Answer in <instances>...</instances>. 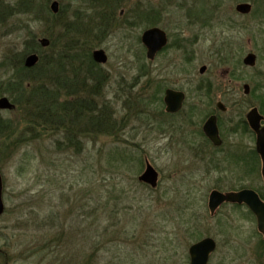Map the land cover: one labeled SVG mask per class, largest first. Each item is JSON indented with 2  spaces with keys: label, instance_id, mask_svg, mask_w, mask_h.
I'll return each mask as SVG.
<instances>
[{
  "label": "rangeland",
  "instance_id": "obj_1",
  "mask_svg": "<svg viewBox=\"0 0 264 264\" xmlns=\"http://www.w3.org/2000/svg\"><path fill=\"white\" fill-rule=\"evenodd\" d=\"M158 1L0 0V96L15 104L0 109V248L9 264H190V246L208 236L217 242L209 264H264V236L242 208L225 205L211 215L213 188L249 185L234 181L237 167L203 149L197 133L219 100L226 119L238 121L253 106L264 113V0L160 1L176 26L170 44L183 32L190 51L169 46L154 60L137 26L126 38L92 35L96 22L117 19L121 10L134 21ZM241 2L253 10L237 12ZM95 49L105 50L106 63L90 61L86 52ZM249 52L255 66L243 63ZM29 53L39 55L31 68L24 65ZM53 62L61 66L52 69ZM36 66L49 73L45 81L29 72L25 92L11 85ZM96 76L105 77L98 89ZM69 82L81 86L72 96L65 94ZM208 82L213 89L203 87ZM167 88L187 96L175 115L165 111ZM88 99L83 118L64 114V103ZM47 112L54 126L39 121ZM98 113L111 131L95 129ZM236 133L240 144H252ZM146 161L160 174L157 188L138 179Z\"/></svg>",
  "mask_w": 264,
  "mask_h": 264
},
{
  "label": "flooded vegetation",
  "instance_id": "obj_2",
  "mask_svg": "<svg viewBox=\"0 0 264 264\" xmlns=\"http://www.w3.org/2000/svg\"><path fill=\"white\" fill-rule=\"evenodd\" d=\"M160 1L162 3L163 2L172 3L176 0H160ZM160 1H158L157 3L151 2L154 5L149 6L151 7L150 9L144 10L143 8H141L139 10L138 18L134 21L131 18L129 19L124 18L123 15L126 13V11L123 10L119 12L120 17L117 19L111 18V20H107V23L105 21H98L96 22L95 28L93 26L94 28L93 30L95 32H92V35L106 39L111 34H114V36L122 34L126 38L128 35L130 36V33H132L134 28L138 27L142 29V32L141 34H139L138 39L142 40V36L145 31L156 28L165 33L167 43L156 54L155 58L161 55L166 50H168L169 46L171 48H178V50L181 49L183 51L185 50V52L186 51L189 52L190 48H189L188 39L183 38V32H179L178 34H175V38L177 37L176 42L173 45L170 44V39L173 38V34L170 32V27L172 26V29L176 30V26L173 24L174 21H172L170 17H165L166 13L165 10L161 7ZM81 23L88 24L87 21ZM245 86H248L247 92ZM203 87L209 88L210 90L213 89L211 82H208V84L206 83V85H204ZM243 88L245 95H248L250 91V84L244 83ZM168 90L183 92L185 94V99L183 100L182 106L178 111L168 112L166 110L165 96ZM1 97H7L10 100L8 96L4 95V96H0V98ZM186 98L187 96L184 91L176 90L175 88H167L165 90L163 97L165 111L168 112V114L170 115L177 114V112L182 110ZM206 99H211V98H206ZM87 101L89 102L90 99H88ZM219 103H221V106H219ZM215 104H216L215 110L211 112L203 122H200L198 128L199 130H197L198 131L197 133L203 139L204 146L202 148L208 151L219 152L222 155V158L220 156V159L226 161V163L229 162L233 166L237 167L238 170L235 169L236 176L233 178V180L234 181L237 180L239 184H248L249 186L240 185V187L238 188H232L226 191H223L222 189L219 188H213L208 196V208H209V198L213 191H219L223 194H227V193H236L243 190H249L255 192L259 197V199L264 202V156L259 152V148H258L259 144L262 142V140H264V138H261V133H264V113L258 107L253 106L245 114V117H243L238 121H235L234 119L223 118L220 115L221 113L227 111V107L225 106V104H223L221 100L217 101ZM253 109H257L258 114L261 117L259 121L258 129H254L253 127L254 121L249 118V112ZM197 110L198 109L195 108L193 111L195 112ZM212 117L215 118L220 144H216L214 140H212L205 131V125L207 121ZM238 129L242 130V132L245 133L244 135L248 136L247 139L249 140V142H252V144L239 143V139L237 136L238 134L236 133ZM232 138H234V140ZM225 205L242 208L244 210L245 215L250 216V218L252 219V223L255 225L256 230L264 236V233L261 231V228L259 227V221L256 213L245 202L224 201L219 205V207L216 209L214 213L210 212L211 215H215L218 212V210ZM2 256L5 259V263L9 264L11 257L7 255V253L3 249L0 248V257Z\"/></svg>",
  "mask_w": 264,
  "mask_h": 264
},
{
  "label": "water",
  "instance_id": "obj_3",
  "mask_svg": "<svg viewBox=\"0 0 264 264\" xmlns=\"http://www.w3.org/2000/svg\"><path fill=\"white\" fill-rule=\"evenodd\" d=\"M59 4L54 1L51 5V9L54 13L58 11ZM236 10L242 14H248L252 10V5L247 2H242L236 5ZM142 42L147 48V57L153 60L156 54L164 47L167 43L166 35L163 31L153 28L144 32L142 36ZM42 44L45 46L48 44L46 39L42 40ZM93 58L98 63H106L108 56L103 49H96L93 51ZM39 56L35 53L29 54L25 58V66L33 67L37 64ZM244 63L249 66H254L256 64V55L254 53H248L244 58ZM206 67L202 66L200 71L203 73ZM246 87V92L248 91V86ZM185 99V94L183 92H178L174 90H168L165 96L166 110L168 112L178 111L182 102ZM221 106V103H219ZM15 104L12 103L7 97L0 98V109L13 110ZM249 118L253 120L254 129H258L259 121L261 119L258 114L257 109H253L249 112ZM205 131L207 135L214 140L216 144H220L218 138L217 126L215 123V118H210L206 125ZM261 138H264V133H261ZM259 152L264 156V140L259 144ZM159 174L157 170L147 162L146 169L139 176V181L149 184L151 187L155 188L158 184ZM224 201H237L247 203L251 209L256 213L259 221V227L264 233V202L259 199L257 194L253 191L243 190L236 193L223 194L219 191H213L210 195L209 207L212 213L219 207V205ZM5 210V205L3 202V179L0 173V216ZM216 249V241L211 237H206L194 244L189 248L190 254V264H208L211 253Z\"/></svg>",
  "mask_w": 264,
  "mask_h": 264
},
{
  "label": "trees",
  "instance_id": "obj_4",
  "mask_svg": "<svg viewBox=\"0 0 264 264\" xmlns=\"http://www.w3.org/2000/svg\"><path fill=\"white\" fill-rule=\"evenodd\" d=\"M86 54H88V57H89L90 61H93L92 60L91 53L89 52V50H87ZM21 63H23V59H21ZM57 65L58 66L59 65L61 66V64H57L55 62L51 63L50 66H51L52 69L57 70V67H58ZM66 67L67 68L74 67V63L73 62L72 63H69V65L66 64ZM37 68H38V70H36ZM25 71H27V74L25 75V78H23V80L18 81L17 84L16 83L15 84H11V85H16L15 86V89L16 90L17 89H20L19 87H21L23 89V92L26 91V88L24 87V84L23 83H24V81H26L27 78H29V72H30L31 80H33V81L39 80L40 83H42V81H45L46 80V75L49 76V73L42 66H36V67H34L32 69L25 68ZM57 75L59 76V74H55L54 75V73H53V76H51L50 78L55 79V78H57ZM104 78L105 77L96 76V79L94 78L95 81H94V84H93L92 87H94V89H98L99 86H101L103 84V81H104L103 79ZM87 80L89 81L90 78L87 77ZM83 84H85V83H83ZM65 85H67V84H65ZM64 87H65L64 89L66 90L65 94L66 95H69L70 94V96H72V93L75 92L76 89L81 88V86L78 87V88H76V87L75 88H72V87H74V84L72 85V82H69V84L67 86H64ZM39 88H43V86H41ZM9 90H10L9 92H12L13 91V89L11 90V87L9 88ZM86 90H88V93H91L89 88H86ZM77 91H79V89ZM20 94H21L20 96L22 97V93H20ZM75 94L76 93H74L73 95H75ZM41 96L44 97L46 101L54 100V97H52V96L51 97H48L47 96L48 98L45 97V96H43V95H41ZM90 104H91L90 101L87 104H80V103L79 104H76V103H72V102H69L68 101L67 103H64L63 104L64 107L62 108V110H63L64 114L67 115V116H69L70 118H71V116H74V117H77V118L79 117L81 119V118H83V115L84 116L86 115V112H84V108L87 109V113L92 108V106ZM75 105L77 106L76 108H75ZM53 107H54V104L52 102L50 104V108L49 109H51ZM79 113H80V116H79ZM42 116L39 117V121H44V125L45 124H49V125L52 124L54 126L56 124V123L52 122V121H55V119L52 120L51 115L49 114V112L46 113V116L48 117L49 120L48 119L43 120L42 119ZM53 116H54V113H53ZM91 122H92L93 125H95V129L98 132L99 131L100 132H103L104 129L111 131V129L114 127V126L109 125V122H108L107 118L102 119V117L99 115V113L95 116L94 120L91 121ZM59 124H60V122L57 125H59ZM0 129H2V127H0Z\"/></svg>",
  "mask_w": 264,
  "mask_h": 264
}]
</instances>
